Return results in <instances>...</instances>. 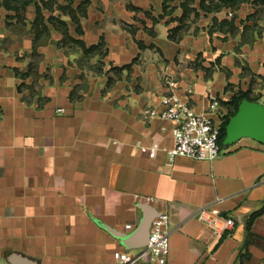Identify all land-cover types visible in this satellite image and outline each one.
I'll return each mask as SVG.
<instances>
[{
  "label": "crops",
  "instance_id": "0c3cea01",
  "mask_svg": "<svg viewBox=\"0 0 264 264\" xmlns=\"http://www.w3.org/2000/svg\"><path fill=\"white\" fill-rule=\"evenodd\" d=\"M183 1L164 13V0H0V264H104L124 249L132 264H160L140 232L158 212L170 214L165 264H264V211L245 246L264 206V144L244 137L212 161L169 163L173 122L142 116L161 106L163 73L183 96L193 87L198 112L210 93L225 117L240 91L264 102V0L234 11L193 0L200 15L174 40ZM102 38L104 56L74 41ZM153 142L154 157L138 146ZM208 204L234 225L200 221Z\"/></svg>",
  "mask_w": 264,
  "mask_h": 264
},
{
  "label": "built area",
  "instance_id": "2783aa9c",
  "mask_svg": "<svg viewBox=\"0 0 264 264\" xmlns=\"http://www.w3.org/2000/svg\"><path fill=\"white\" fill-rule=\"evenodd\" d=\"M162 80L167 91L162 95L161 106L144 107L142 116L145 120L158 117L173 122V146L167 149L168 162L172 163L175 157L180 155L199 160H214L221 152L219 137L225 119V114L220 112V97L210 93L208 109L198 112L190 103L194 91L192 86L185 89L183 96L178 90L179 82L175 75L163 73ZM138 146L151 157H154L159 149L157 142L151 145L140 143ZM197 217L214 229L225 230L234 225V219L223 215L215 204L200 207ZM169 251L170 214L158 212L152 220L148 242L143 247L142 255H146L152 262L165 264ZM136 259L137 256L131 254L128 249L115 250L112 259L104 264H132Z\"/></svg>",
  "mask_w": 264,
  "mask_h": 264
},
{
  "label": "trees",
  "instance_id": "16d2710c",
  "mask_svg": "<svg viewBox=\"0 0 264 264\" xmlns=\"http://www.w3.org/2000/svg\"><path fill=\"white\" fill-rule=\"evenodd\" d=\"M244 1H247V0H210L209 3H206L207 2L206 0H201V8L208 10V11H212V10H219L223 6H225L227 8H230L229 11H234ZM192 2H193V0H184L182 2L183 13H182L181 17H179L180 23L171 29L172 33L170 32V37L173 38L174 40H178L182 36V32H184L187 29L186 23L192 14H194V18H197L200 15V12L191 5ZM163 8H164V13H167L170 11L169 5L167 4V0H164ZM37 14H38L37 18L39 19V17L41 16V12L39 11V7L37 8ZM233 19H234V17H232L231 19L224 18L221 20V24L223 26L229 25L230 27L233 28L234 27ZM214 20L217 21V18L214 17ZM61 27H62V30H64V32H65L64 23H62ZM42 31H44V29H41L40 31H38V33H41ZM79 31L81 32V29H79ZM74 41L77 42L78 44H80L86 52H90V53L98 52L101 56H104L107 52V48L105 47V42H104L103 38L100 40L99 43L91 45L89 47H87L84 44V42L79 40V39H75ZM35 48H36V42L34 41V49ZM130 66H131V63L126 64L123 67H115V68L117 70H119L122 68H129ZM110 82H111V79H110ZM243 98H248V99L254 100L247 92L240 91L238 93H235L232 96V98L228 101V103L230 105L229 113L226 115V117L222 123L221 134L219 137V143H220L221 147L225 146L223 144V139H224L225 134H226V125H227L230 117L232 115H234L236 113V111L238 110L239 103ZM263 211H264V206H262L260 209L253 211L248 216L247 222H246V227H247L248 233H247V238L245 240V246L249 245L254 240L255 234L252 232V224H253L254 219L256 217H258L259 215H261L263 213Z\"/></svg>",
  "mask_w": 264,
  "mask_h": 264
},
{
  "label": "water",
  "instance_id": "95a60500",
  "mask_svg": "<svg viewBox=\"0 0 264 264\" xmlns=\"http://www.w3.org/2000/svg\"><path fill=\"white\" fill-rule=\"evenodd\" d=\"M244 137L255 139L264 144V102L243 98L238 110L232 115L226 125L223 139L225 146L232 145ZM152 220L147 218L140 232L149 231ZM140 245H144L143 243Z\"/></svg>",
  "mask_w": 264,
  "mask_h": 264
}]
</instances>
